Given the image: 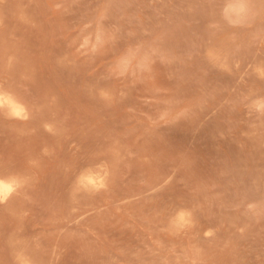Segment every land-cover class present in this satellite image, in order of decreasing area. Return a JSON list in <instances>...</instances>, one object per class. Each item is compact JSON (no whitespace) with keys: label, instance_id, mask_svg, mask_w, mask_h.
<instances>
[{"label":"rangeland","instance_id":"1","mask_svg":"<svg viewBox=\"0 0 264 264\" xmlns=\"http://www.w3.org/2000/svg\"><path fill=\"white\" fill-rule=\"evenodd\" d=\"M3 93L0 264H264V0H0Z\"/></svg>","mask_w":264,"mask_h":264},{"label":"bare ground","instance_id":"2","mask_svg":"<svg viewBox=\"0 0 264 264\" xmlns=\"http://www.w3.org/2000/svg\"><path fill=\"white\" fill-rule=\"evenodd\" d=\"M0 94V106L9 109L13 114L17 116H24L26 115L24 112L23 106L19 103L16 102V100L11 99L10 97ZM21 105V106H20ZM88 184V187L93 188V189H99L104 186V180L99 177L98 179H93L89 178V180L86 181ZM86 184V185H87ZM83 187V186H82ZM14 185H8L3 181H0V200L1 201H6L10 195L13 192ZM87 188V187H86ZM90 190V189H89Z\"/></svg>","mask_w":264,"mask_h":264}]
</instances>
